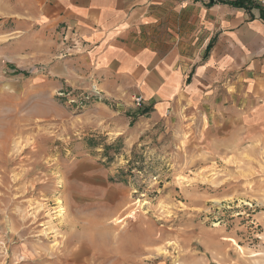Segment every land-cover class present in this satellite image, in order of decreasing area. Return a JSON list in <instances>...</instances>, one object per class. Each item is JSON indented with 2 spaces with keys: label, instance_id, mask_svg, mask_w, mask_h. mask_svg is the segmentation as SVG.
Here are the masks:
<instances>
[{
  "label": "rangeland",
  "instance_id": "obj_1",
  "mask_svg": "<svg viewBox=\"0 0 264 264\" xmlns=\"http://www.w3.org/2000/svg\"><path fill=\"white\" fill-rule=\"evenodd\" d=\"M79 46L0 8V264H264L246 90L228 79L120 133L91 70L57 69Z\"/></svg>",
  "mask_w": 264,
  "mask_h": 264
},
{
  "label": "crops",
  "instance_id": "obj_2",
  "mask_svg": "<svg viewBox=\"0 0 264 264\" xmlns=\"http://www.w3.org/2000/svg\"><path fill=\"white\" fill-rule=\"evenodd\" d=\"M0 8L57 34L77 31L79 48L57 69L66 77L72 63L91 70L105 107L117 108L120 133L130 116L161 115L181 99L205 102L228 79L246 90L253 121L264 122V9L250 1L0 0ZM136 96L144 99L138 110Z\"/></svg>",
  "mask_w": 264,
  "mask_h": 264
},
{
  "label": "built area",
  "instance_id": "obj_3",
  "mask_svg": "<svg viewBox=\"0 0 264 264\" xmlns=\"http://www.w3.org/2000/svg\"><path fill=\"white\" fill-rule=\"evenodd\" d=\"M206 4H220V3H226L231 5L240 4L244 1H250L251 3L261 7L264 9V0H198ZM137 105L142 106L143 98L139 97L136 99Z\"/></svg>",
  "mask_w": 264,
  "mask_h": 264
},
{
  "label": "trees",
  "instance_id": "obj_4",
  "mask_svg": "<svg viewBox=\"0 0 264 264\" xmlns=\"http://www.w3.org/2000/svg\"><path fill=\"white\" fill-rule=\"evenodd\" d=\"M236 6H240V4H236Z\"/></svg>",
  "mask_w": 264,
  "mask_h": 264
}]
</instances>
